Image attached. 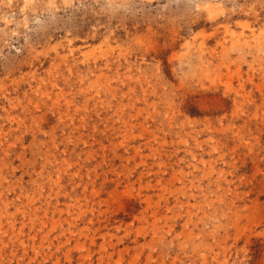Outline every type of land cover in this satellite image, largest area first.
<instances>
[{
    "label": "rangeland",
    "instance_id": "rangeland-1",
    "mask_svg": "<svg viewBox=\"0 0 264 264\" xmlns=\"http://www.w3.org/2000/svg\"><path fill=\"white\" fill-rule=\"evenodd\" d=\"M0 264H264V0H0Z\"/></svg>",
    "mask_w": 264,
    "mask_h": 264
}]
</instances>
